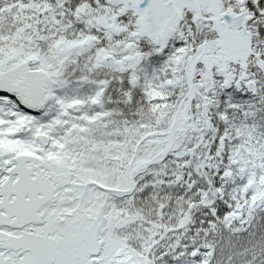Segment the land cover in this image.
Masks as SVG:
<instances>
[{
	"label": "snow or ice",
	"instance_id": "obj_1",
	"mask_svg": "<svg viewBox=\"0 0 264 264\" xmlns=\"http://www.w3.org/2000/svg\"><path fill=\"white\" fill-rule=\"evenodd\" d=\"M0 264H264V0H0Z\"/></svg>",
	"mask_w": 264,
	"mask_h": 264
}]
</instances>
